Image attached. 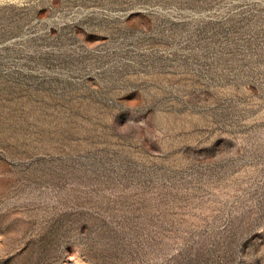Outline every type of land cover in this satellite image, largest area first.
<instances>
[{
    "label": "rangeland",
    "instance_id": "rangeland-1",
    "mask_svg": "<svg viewBox=\"0 0 264 264\" xmlns=\"http://www.w3.org/2000/svg\"><path fill=\"white\" fill-rule=\"evenodd\" d=\"M0 264H264V0H0Z\"/></svg>",
    "mask_w": 264,
    "mask_h": 264
}]
</instances>
